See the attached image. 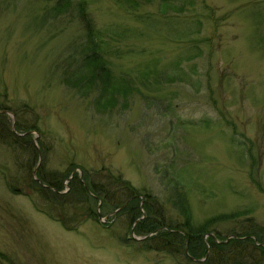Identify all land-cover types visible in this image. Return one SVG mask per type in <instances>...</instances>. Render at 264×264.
<instances>
[{"label":"rangeland","instance_id":"obj_1","mask_svg":"<svg viewBox=\"0 0 264 264\" xmlns=\"http://www.w3.org/2000/svg\"><path fill=\"white\" fill-rule=\"evenodd\" d=\"M84 1L106 65L129 77L126 98L103 110L92 92L60 79L57 64L86 44L75 9L52 17L55 0H0V105L8 132L21 135L16 118L36 127L31 177L39 166L63 173L64 193L84 172L119 174L153 195L172 224L174 188L185 192L193 225L247 210L208 227L206 246L247 217L264 226V0H165L164 11L160 0ZM14 145L0 137V264H181L141 249L133 240L145 236L116 215L121 207L101 213L90 190L99 217L74 230L35 210L37 194L10 193L4 178L22 175L14 159L29 157L22 139Z\"/></svg>","mask_w":264,"mask_h":264},{"label":"trees","instance_id":"obj_2","mask_svg":"<svg viewBox=\"0 0 264 264\" xmlns=\"http://www.w3.org/2000/svg\"><path fill=\"white\" fill-rule=\"evenodd\" d=\"M117 1L126 6L136 7L139 0ZM164 1L160 0V8L163 11L167 9ZM70 7L72 10L75 9L76 16L84 25L86 44H79L78 51L71 47L72 51L57 64L58 67L64 62L59 74L60 79L82 95L92 92L95 104L102 110L106 109L113 106L118 97L123 100L126 98L130 91L129 77L116 78L106 65L100 54L99 42L94 39L93 23L85 9L84 0L77 2L55 0L50 8L51 16L67 11ZM172 9H175L173 5ZM43 20H47L46 12ZM1 108L0 105V110ZM4 117L0 112V137L3 143L14 147L16 141L22 139L25 145L23 147L29 153V157L23 161L14 159L22 175L18 179L14 176L5 177L6 189L12 194H23L31 201L30 192L37 194L38 202L32 201L35 210L50 220L57 221L65 230H74L84 218H98L95 205L92 207L90 197L87 195L86 190H90L94 195H98L97 199L100 202L98 209L101 213L114 210L123 204L116 215L126 219V225L128 228L132 226V232L145 236L143 239L133 240L141 249L160 251L178 257L181 264H264V226L254 222L252 217L242 219L239 232L229 231L232 235L227 237L230 238L226 239L216 232V241L211 238L207 246L201 238L202 235L209 234L208 227L213 223L237 218L246 214V209L222 212L193 225L185 192L174 188V196L168 200L180 218L172 224L170 220L165 221L161 203L153 195L149 192L141 193L119 174L113 175L109 172L103 175L105 178L101 175V180L89 177L85 172L79 180L73 176L69 183L67 182L68 191L61 193L63 188L61 180L66 176L63 173L47 172L39 166L35 169V178L30 175L32 160L38 156L30 138V131L36 129L35 125L26 124L16 118L13 121L14 130L21 133L17 136L12 131L8 132ZM246 151H250V148L246 147ZM251 154L252 152L249 155ZM23 186H26L29 192H23ZM68 197H77V200L83 201L86 205L68 201ZM140 209L143 210V214L140 213ZM149 233L151 235L147 236ZM126 238L120 241L126 243Z\"/></svg>","mask_w":264,"mask_h":264},{"label":"water","instance_id":"obj_3","mask_svg":"<svg viewBox=\"0 0 264 264\" xmlns=\"http://www.w3.org/2000/svg\"><path fill=\"white\" fill-rule=\"evenodd\" d=\"M0 112H6V111H5V110H0ZM13 127H14V126H13V124H12V129H13ZM33 172H34V171H33Z\"/></svg>","mask_w":264,"mask_h":264}]
</instances>
